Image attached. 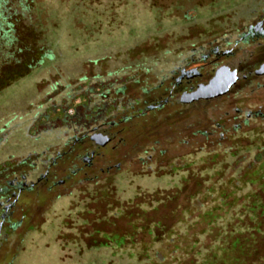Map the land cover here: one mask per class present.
Instances as JSON below:
<instances>
[{
	"label": "rangeland",
	"instance_id": "1",
	"mask_svg": "<svg viewBox=\"0 0 264 264\" xmlns=\"http://www.w3.org/2000/svg\"><path fill=\"white\" fill-rule=\"evenodd\" d=\"M191 1L40 0L37 24L53 56L35 67L40 53L32 47L0 74V164L29 154L26 163L38 164L34 153L67 150L71 130L54 123L53 133L39 134L34 124L44 115L71 116L83 85L123 84L122 94L110 97L113 119L125 120L112 143L96 150L90 169L76 161L86 147L75 148L74 160L50 170L53 180H67L63 186L20 196L16 229L0 230V264H264V209L255 221L241 211L252 192L264 201V185L240 176L251 161L264 172V77L237 95L232 83L191 118L179 108L161 118L143 114L161 78L199 66L200 59L185 61L209 42L232 50L236 33L264 11V0H211L204 7ZM236 47L239 55L250 50ZM234 57L227 64L232 74ZM37 167L36 175L44 169ZM234 171L247 188L206 226L197 216L210 205L207 188Z\"/></svg>",
	"mask_w": 264,
	"mask_h": 264
},
{
	"label": "flooded vegetation",
	"instance_id": "2",
	"mask_svg": "<svg viewBox=\"0 0 264 264\" xmlns=\"http://www.w3.org/2000/svg\"><path fill=\"white\" fill-rule=\"evenodd\" d=\"M257 17V20L248 23L244 29L236 33L235 44L242 43L250 50L239 55L236 53L238 49L236 45L232 50H222L216 45L217 41H214L215 45H212V42L207 43V49L204 52L190 58V61H185V65L188 63L192 65L194 61L200 59L199 66L183 65L159 80L153 91L156 94L154 98L142 104L143 114L154 112L161 118L162 114L170 109L173 110L169 113L175 114L172 112L176 110L175 108H179L183 111V115L191 118L193 110H204L210 103L227 95L232 86L223 94L219 93L233 78L234 85H232L236 89V95L246 90L250 91L253 85L256 86L255 79L264 77V11L261 10ZM234 56H236V64L233 66V75L227 64L233 62ZM228 60L231 61L227 62ZM238 80L242 81L240 85H237ZM83 87L81 90L78 89V98L81 102L74 105L72 115L67 119L54 118L55 123L68 124V121H71L74 124L64 127L65 130L72 131L70 138L72 144L67 146V150L55 153L54 157L45 156L43 151L39 156L38 153H34L38 164L26 163L31 154L26 155L27 159L24 157L6 167L2 165L3 163L0 164V230L1 228L9 231L16 229L17 224L12 223L14 221L12 217L16 213V203L21 195L32 190L49 191L67 182L65 179L53 180L50 170L59 162L65 164L70 159L74 160L72 151L75 148L86 147L83 154L77 156L76 161H81V167L88 170L92 167V159L97 154L96 150L106 148L118 134L113 129L116 125L122 124L125 118H119L116 121L113 119L112 113L115 106L112 105L113 100L110 96L113 93L122 94L123 84L113 85L110 79H107L99 83L86 84ZM236 112L238 113V110ZM45 116H41L40 121L34 124L35 128L40 130L39 134H48L42 131L43 126L46 125L44 119L47 120V117ZM159 133L160 131L157 132L158 135ZM66 138L64 136L63 139ZM98 144L99 147H97ZM63 145L66 144L63 143ZM23 167L30 170L27 173H21L25 170ZM36 167L44 168L43 172L36 175ZM79 170L78 168L77 173Z\"/></svg>",
	"mask_w": 264,
	"mask_h": 264
},
{
	"label": "trees",
	"instance_id": "3",
	"mask_svg": "<svg viewBox=\"0 0 264 264\" xmlns=\"http://www.w3.org/2000/svg\"><path fill=\"white\" fill-rule=\"evenodd\" d=\"M172 1H176L182 7L184 6V3L187 2V0ZM39 2L40 0H0V74L6 68L21 64L24 55L29 54L32 51V47H34L36 52L40 53L35 62V67L40 66L43 60H50L52 58L53 54L44 44V34L39 30L37 24L35 11ZM211 2V0H195L192 2V6L204 7L206 4L210 5ZM192 14L193 13L190 10H185L184 17H192ZM27 35L33 37L32 41L30 38L26 37ZM46 117L47 115L45 118ZM63 117L66 119L68 118L63 112H59L55 114L51 120H48V118L47 120L44 119L46 125L43 126L42 131L51 133L56 129V127H52L55 123L54 118L61 119ZM68 122L71 126L74 125L73 122ZM68 124L60 122L59 128H64L65 126H68ZM10 164L12 163L6 161L2 165H5L6 167ZM255 168V163L251 161V163L248 164L246 171L242 172L240 176L249 173L253 179L252 182L258 184L256 188L260 189L264 185V172L262 170L258 171ZM233 174H235V177L231 175L229 178L220 182L219 185H210V187L207 188L209 192L207 196L209 200L207 201H209L210 205L197 216L199 221L205 223L206 226H209L214 223L215 220L219 219V216L216 215L217 213H221L224 211V208L229 209L235 204L237 199H239L235 195L241 190V188H247V186L244 183H241L239 178L236 177L235 171ZM250 193L247 194V198L250 197ZM254 194L255 193L253 192L251 193V196L254 197L253 202L250 204L247 202L246 205L242 206L241 210L243 211L246 209L251 213V221L262 218L260 213H262L264 209V201ZM229 199H231L233 203L231 202L229 204ZM199 203L200 205L202 204V202ZM248 205L250 208H247Z\"/></svg>",
	"mask_w": 264,
	"mask_h": 264
},
{
	"label": "water",
	"instance_id": "4",
	"mask_svg": "<svg viewBox=\"0 0 264 264\" xmlns=\"http://www.w3.org/2000/svg\"><path fill=\"white\" fill-rule=\"evenodd\" d=\"M232 83H233V80H231V82H229L228 85H226L219 94H223L224 92H226L227 89L230 87V85H232Z\"/></svg>",
	"mask_w": 264,
	"mask_h": 264
}]
</instances>
